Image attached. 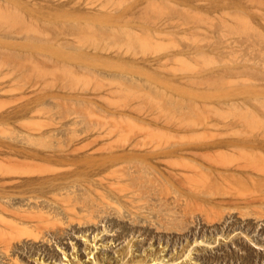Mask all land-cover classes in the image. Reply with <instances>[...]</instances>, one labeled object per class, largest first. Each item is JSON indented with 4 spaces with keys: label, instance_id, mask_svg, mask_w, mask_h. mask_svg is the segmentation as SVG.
I'll use <instances>...</instances> for the list:
<instances>
[{
    "label": "rangeland",
    "instance_id": "rangeland-1",
    "mask_svg": "<svg viewBox=\"0 0 264 264\" xmlns=\"http://www.w3.org/2000/svg\"><path fill=\"white\" fill-rule=\"evenodd\" d=\"M20 183L61 212L2 226L0 264H264V0H0Z\"/></svg>",
    "mask_w": 264,
    "mask_h": 264
},
{
    "label": "bare ground",
    "instance_id": "bare-ground-1",
    "mask_svg": "<svg viewBox=\"0 0 264 264\" xmlns=\"http://www.w3.org/2000/svg\"><path fill=\"white\" fill-rule=\"evenodd\" d=\"M9 149V148H8ZM20 150V149H19ZM3 151V150H2ZM18 152V151H17ZM30 152V151H29ZM128 156V155H127ZM11 157V156H10ZM129 157V156H128ZM130 157H132V155L130 156ZM120 158H122V156H120V155H117V154H114V153H112V154H110V155H108L107 156V158H106V161L107 160H109V162H114V161H117L118 159H120ZM3 159V158H2ZM16 160V159H15ZM18 160H20L19 159V157H18ZM24 160V159H23ZM13 161V160H12ZM17 161V160H16ZM25 161V160H24ZM32 161V160H31ZM2 162V161H1ZM7 162V161H6ZM10 162V161H9ZM14 162V161H13ZM22 162V161H21ZM33 162V161H32ZM108 162V161H107ZM12 163V162H11ZM23 163H26V162H23ZM30 163V161L28 162V164ZM5 163H3L2 164V166H5L4 165ZM9 164V163H8ZM14 164V163H13ZM16 164H18V163H16ZM32 164V163H31ZM24 164H21V166H23ZM27 165V164H26ZM7 166V165H6ZM12 166V165H11ZM20 166V167H21ZM25 166V165H24ZM23 166V167H24ZM14 168H15V166H14ZM17 169V168H16ZM18 170V169H17ZM16 170V172H21L22 173V171L19 169V171H17ZM15 172V173H16ZM20 173V174H21ZM171 173H173V172H171ZM1 174H2V172H1ZM17 174V173H16ZM3 175V174H2ZM22 175V174H21ZM170 175V174H169ZM172 175V174H171ZM29 181L30 180H28V181H26V182H28V184H29ZM39 181V180H38ZM45 181V180H44ZM44 181L42 182V183H44ZM47 181V180H46ZM45 181V183L47 184V182ZM48 181H50V180H48ZM25 182V181H24ZM25 182V183H26ZM32 182H34V181H30V184L29 185H31V183ZM40 182V184H41V181H39ZM38 182V183H39ZM54 182V181H53ZM52 182V183H53ZM36 184L35 185V183H33L32 184V186H35L36 187V189H34V187H33V189H34V191L35 190H37V187L38 186H40V189H42L41 187V185H45L46 186V184H41V185H39V184ZM58 183V182H57ZM22 186L24 185L26 188V190L24 189V187H23V190H21V191H19V192H17L13 187H15V186H13L12 188L17 192H15L14 191V193L13 192H9L8 190H7V192H5L3 189H0V232L2 233V231H1V229H2V226H6V225H9V227L12 225L13 226V228H12V226L10 227L11 228V230H9V227L7 228V230H9V231H12V229H16V227H18V228H21V229H26V228H28V227H31V226H33V225H36V223H37V221H41V219H43V218H50V219H53L57 214H58V212L60 211L61 212V209H59V206L58 207H56L55 205H56V203L55 204H50V206H49V204L48 203H46V205L47 206H49V208L47 207V209H46V206L44 205L45 203H44V199L43 198H41V197H43L42 195H35L36 193H31V194H29L30 193V191L32 190L33 191V189H31L32 188V186H31V188L29 187L28 188V186H26L25 184H22V183H20ZM48 184H50V183H48ZM59 184V183H58ZM2 185V184H1ZM5 185V184H4ZM10 185V184H9ZM38 185V186H37ZM7 186V185H6ZM18 186V185H17ZM21 186V187H22ZM51 186H55L56 187V183H54L53 185H51ZM2 187V186H1ZM20 187V186H19ZM47 187V186H46ZM58 187V186H57ZM2 188H4V187H2ZM28 188V189H27ZM44 186H43V190H44ZM48 188H50V186H48ZM72 188V187H71ZM119 189L118 190H121L122 188L121 187H118ZM8 189V188H7ZM11 189V188H10ZM62 189H63V187H62ZM1 190H3V191H1ZM12 190V189H11ZM10 190V191H11ZM20 190V189H19ZM43 190H42V192H43ZM40 191V192H39ZM39 191H36V192H38V193H42L41 192V190H39ZM54 191V190H53ZM122 191H123V189L121 190V191H117L120 195H122L121 197H125L126 198V193H122ZM2 192H5V193H2ZM29 192V193H28ZM125 192H126V190H125ZM37 193V194H38ZM43 194V193H42ZM107 194V193H106ZM111 194V193H110ZM135 194V193H134ZM133 193H132V195H134ZM55 195V194H54ZM57 195V194H56ZM41 196V197H40ZM104 196H105V194H104ZM109 196V195H108ZM130 196V195H129ZM54 197V196H53ZM56 197V196H55ZM112 197V196H111ZM119 196H117V198H118ZM131 197V198H130ZM130 197H128V198H130L129 200H131L132 199V196H130ZM45 199H47L46 197H44ZM106 198V197H105ZM117 198H115V199H117ZM124 198V199H125ZM128 198H126V199H128ZM42 199H43V201H42ZM57 199H59L60 200V198H57ZM113 199V198H112ZM119 199V198H118ZM108 200V199H107ZM120 200V199H119ZM114 201V200H113ZM133 201V200H132ZM45 202H47V201H45ZM51 202V201H50ZM57 202V201H56ZM120 202V201H119ZM134 203V202H133ZM17 204V205H16ZM19 204V205H18ZM137 204H139V203H137ZM62 205V204H61ZM109 205V204H108ZM112 205H113V203H112ZM109 206H111V205H109ZM120 206V205H119ZM119 206H118V208H119ZM104 207H106V206H104ZM121 207V206H120ZM57 208V209H56ZM111 208V207H110ZM58 209H59V211H58ZM66 209V208H65ZM66 212H68V211H66ZM64 213V212H63ZM109 213V212H108ZM121 213V212H120ZM133 214V213H132ZM105 215V214H104ZM52 217V218H51ZM45 218V219H46ZM58 218V217H57ZM48 219H46V220H48ZM49 219V220H50ZM97 219V218H96ZM134 219V221H135V218H133ZM131 220V219H130ZM51 221V220H50ZM53 221V220H52ZM95 221V220H94ZM132 221V220H131ZM133 221V222H134ZM153 222V221H152ZM39 224H40V222H38ZM38 223H37V225H38ZM132 223V222H131ZM130 223V224H131ZM136 222H134V224H135ZM156 223V222H155ZM150 224V223H149ZM157 224V223H156ZM155 225V224H154ZM160 225V224H159ZM14 226H16V227H14ZM7 227V226H6ZM5 227V228H6ZM17 228V229H18ZM157 228H159V226L157 227ZM8 231V232H9ZM14 231V230H13ZM60 231V230H59ZM4 232H6V230L4 231ZM44 232V231H43ZM243 233V232H242ZM46 234V233H45ZM44 234V235H45ZM54 234V233H53ZM0 235H2V234H0ZM3 237H4V235H2ZM9 236V235H8ZM3 237L1 238V240L3 239ZM6 237V236H5ZM48 236L46 235V238H47ZM229 237H231V236H229ZM228 238V237H227ZM6 239V238H5ZM7 239H8V237H7ZM13 240V239H12ZM12 240H9V241H5L6 243L3 245L4 246V252L6 253V252H10L11 250V248H12V246H13V242H12ZM19 240V239H18ZM14 241V240H13ZM29 241V240H28ZM46 241H48V240H46ZM1 242H3V241H0V243ZM25 242V241H24ZM48 243V242H47ZM2 244V243H1ZM46 244V243H45ZM131 244V243H130ZM129 247H130V245H128ZM1 248V249H2ZM126 249V248H125ZM130 249V248H129ZM10 250V251H9ZM124 250V249H123ZM131 250V249H130ZM126 251V250H125ZM14 252V251H13ZM129 252V251H128ZM190 252V251H189ZM12 253V252H11ZM91 253V252H90ZM7 255V254H6ZM123 255V257H122V259L123 258H126L125 256H126V253L125 254H122ZM181 255V254H180ZM18 256V255H17ZM129 256V255H128ZM182 256H183V254H182ZM187 256V255H186ZM190 256V255H189ZM7 257V256H6ZM180 257V256H179ZM130 258V257H129ZM127 259V260H124V262H123V264H146V263H144V261L143 262H141L140 260H135L134 258H130V259ZM152 258V257H151ZM176 258H178V257H176ZM154 260V259H153ZM156 260V259H155ZM159 260V259H158ZM160 260H162V259H160ZM159 260V261H160ZM15 261V260H14ZM152 261V260H151ZM18 262H19V260H18ZM17 262V263H18ZM98 262V261H97ZM146 262V261H145ZM147 262H149V261H147ZM157 262V261H156ZM161 262V261H160ZM12 263V262H11ZM23 263V262H22ZM78 264H79V262H78ZM100 264V263H99ZM153 264H155V262L153 263ZM157 264V263H156Z\"/></svg>",
    "mask_w": 264,
    "mask_h": 264
}]
</instances>
